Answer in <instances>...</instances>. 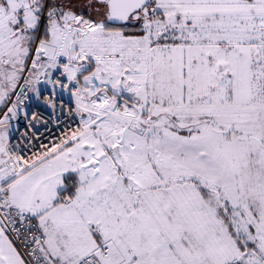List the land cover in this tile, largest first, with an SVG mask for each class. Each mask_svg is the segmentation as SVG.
<instances>
[{"label": "snow or ice", "instance_id": "snow-or-ice-1", "mask_svg": "<svg viewBox=\"0 0 264 264\" xmlns=\"http://www.w3.org/2000/svg\"><path fill=\"white\" fill-rule=\"evenodd\" d=\"M0 264H264V0H0Z\"/></svg>", "mask_w": 264, "mask_h": 264}]
</instances>
